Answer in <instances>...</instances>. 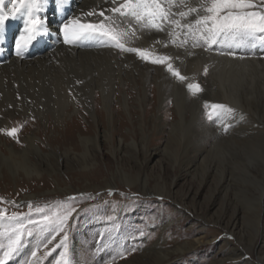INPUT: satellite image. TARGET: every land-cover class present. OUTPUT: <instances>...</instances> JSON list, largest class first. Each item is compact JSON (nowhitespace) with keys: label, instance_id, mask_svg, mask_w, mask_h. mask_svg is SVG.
Listing matches in <instances>:
<instances>
[{"label":"rangeland","instance_id":"rangeland-1","mask_svg":"<svg viewBox=\"0 0 264 264\" xmlns=\"http://www.w3.org/2000/svg\"><path fill=\"white\" fill-rule=\"evenodd\" d=\"M97 1L99 0H89L88 5L91 7L88 6L87 11H84V17H91L86 14L88 11V13L95 12L92 6ZM256 2L260 3V0ZM160 3L165 8L169 7L168 0H160ZM196 14L186 17V21L189 19L188 24H194L197 19ZM7 21L9 19L6 23ZM151 30L156 31L154 28ZM133 32L135 35L132 34ZM128 35L131 41L140 40L145 44L148 42V45L151 43L140 32L131 31ZM134 36L137 38L135 39ZM13 43V40L9 43L10 51L15 48ZM122 43L125 48H129L125 45V41ZM73 45L89 46L90 40L81 39ZM107 45H110L109 48L122 51L114 44ZM209 46L222 53L231 52L248 57L264 55V46L259 44L256 47H236L227 43ZM177 50L179 52L175 54L174 62H172L174 68L179 71L188 69L191 74L197 64H201L202 74L206 75L205 69L208 70L209 64L204 54H188L187 50ZM133 84V81L127 79L125 85L119 86L121 92L119 93L116 89L111 95L110 107L118 106L122 117L125 115L123 117L125 121L115 135L112 138L101 136L97 142L73 137L71 140L75 145L70 152L69 162L63 151L65 147H68L64 144L70 139H59L56 131L64 129L67 122L78 115L83 124L78 122L76 129L91 134L90 126L88 129L84 125H93V121L83 107H76L71 103L64 105L60 103V106H56L60 107L59 114L56 115L55 106L50 105L42 113L34 116L23 115L30 119L28 122L21 124L18 120H13L7 129H0V140L17 148L24 145L23 135L36 133L41 138L36 142L44 151L43 153L34 151L7 153L6 157L0 160V212H3V218H0V232L17 224L25 225L19 251L8 260L7 264H57L61 252L64 251H67L69 264H148L152 260L149 259L148 249L156 241L162 249L171 252L176 241L192 239L201 235L204 230L209 231L205 242L194 252L187 251L185 256L173 254L171 259L162 264H233L236 262L263 264L262 239L256 238L254 244L250 240L258 229V223H264V201L259 198V178L264 170V147L254 146L241 151L240 155H244V164L249 166L255 176L244 177L237 181L231 179L229 183L232 185L236 182L239 188L234 189L229 185L225 195H217L213 206L209 208V214L205 216L207 221L196 220L197 225L200 223V226H196L193 234L189 235L186 231L190 222L184 213L192 212L190 218L193 219L194 209L190 198L195 194L196 205L206 206L211 197L212 187L202 186L194 176L172 168L175 140L171 138L169 122L175 119V104L185 103L189 98L192 99V95L178 85L162 94L161 103L165 106H159L156 85L150 82L148 89L152 90V93L145 99L147 101L154 99L157 102L152 110L146 112L145 106H143L144 111L140 108L145 100L143 89L133 88ZM190 84L199 85L195 79H192ZM95 90L96 97L101 102L97 105L96 111L98 114L102 111L104 115L103 120L99 121L100 125L109 129L107 112L102 105L101 91L98 88ZM126 92L129 96L125 95ZM94 100L95 95L92 93L91 101ZM244 100L246 98L243 97ZM157 107L162 113L164 109L168 112L165 116L167 120V124L164 125L165 131L153 130L150 125V130L143 126L148 131V136H140L139 133L137 136L133 135L134 128L130 120H135L143 114L150 117ZM81 110L87 114L90 124L86 122ZM92 110V113L95 112L94 106ZM200 114L206 115V110H202ZM13 128L18 131L15 135H8V130ZM135 129L138 130L139 127L136 126ZM42 131L45 133L42 134ZM125 134H127L126 137H122ZM131 136L135 137L138 148L132 144ZM120 139L123 144L117 146ZM222 142L223 140L220 142L222 145L219 147L220 154L216 157L218 159H221L227 150L226 143ZM48 144L54 148V152H49ZM155 151L159 153L154 154V161L149 166L145 165L148 154ZM121 171L140 179L134 183L130 179L122 178L119 175ZM220 173L221 169L218 175ZM237 173H239L238 170ZM175 176L177 177L176 186L173 187ZM159 189L163 192L156 191ZM188 191L190 197H186ZM174 200L184 203L189 208V212L181 211ZM225 207L227 211L223 217L224 220L235 218V236L226 234L223 224L217 223L221 220L220 216ZM66 212H72V214L60 231L53 230L55 225L30 223V221L40 220L42 214L63 215ZM259 212L262 214L260 219ZM14 214L16 219L9 220L8 217ZM177 226L180 234L174 231ZM29 230L32 231V235H28ZM65 234L67 238L62 243ZM0 243L6 244L7 239L0 237ZM231 247L238 249L239 259L230 258L227 255ZM54 248L56 251L53 252ZM33 252L36 253L35 257L32 255ZM49 252H51L50 255L47 254Z\"/></svg>","mask_w":264,"mask_h":264},{"label":"bare ground","instance_id":"bare-ground-1","mask_svg":"<svg viewBox=\"0 0 264 264\" xmlns=\"http://www.w3.org/2000/svg\"><path fill=\"white\" fill-rule=\"evenodd\" d=\"M88 3L89 0H66L65 3L58 4V0H48L43 11L37 13L39 18L45 22L44 27L47 32L34 41L22 57L16 55L15 48L10 51L9 43L11 40L16 43V39L23 30V18L10 16L9 21L5 22L4 31L0 34L2 35L0 38V129H7L13 120H18L21 124L28 122L30 119L23 115L34 116L42 113L50 105L55 106L56 115L60 111V107L56 106H60V103L63 105L71 103L76 107H83L93 121V125H84L85 128L92 129L91 134L76 129V124L82 123L78 115L67 122L64 129L56 131L59 139H70L64 144L68 147H65L63 151L69 162L70 152L73 151L75 145L71 140L73 137L97 142L101 136L112 138L119 130L125 121L123 118L125 115L122 117L118 106L111 108L110 101L111 95L116 89L119 90V93L121 92L119 86L125 85L127 79L134 82L133 88L143 89L144 99L152 93V90L148 89V84L153 82L157 88L159 106H165L164 103H161L162 94L165 91L181 85L185 91L192 95V99L189 98L183 104H175V119L169 122L171 138L175 140L171 160L172 168L194 176L202 186L212 187L211 197H209L206 206L196 205L195 194L190 198L194 209L193 219L190 218L192 212L184 214L190 222L186 232L189 235L193 234L196 226H200V223L197 225L198 220L207 221L205 216L209 214V208L213 206L215 197L226 194L227 187L231 185L229 183L231 179L237 181L244 177L255 176L249 166L244 164V155L242 154V156L240 153L254 146L262 145L264 147V55L248 57L244 54L222 53L210 48L203 40L197 42L189 29L170 23H164L162 31L142 27L131 17L125 18L119 13H112L111 9L119 7L124 3V0H115V2L114 0H99L92 6L94 14L90 18H86L83 13L90 6ZM200 3L201 0H186V4H181L180 0H175V6L171 7V12L174 14L171 19L178 20L181 24H188L189 19L186 21V18H181L179 13L187 11L188 8H198ZM10 5L11 0H5L4 10L8 11ZM101 12L104 13V16L99 15ZM203 14L201 11L196 14V17ZM105 16L112 17L114 23L123 31L129 33L136 31L145 35V39L151 41L149 45L148 42L145 44L140 40L131 41L129 35L124 36L122 41H125L127 47L147 50L150 53L149 58L144 59L135 52L128 53L109 48L110 45L107 44L114 43L107 37L98 34L93 39H82L83 41L90 40L89 46L64 43L60 27L68 20L80 18L81 23L96 24L104 21ZM190 16L191 14L188 17ZM170 33L173 34L170 35ZM134 38L137 37L134 36ZM194 43H198V46L193 47ZM177 49L187 50L188 54H204V58L209 64L206 75L202 74L201 64H197L191 74L188 69L179 71L173 67L185 78L184 80L178 79L168 71L167 65L174 62L175 54L179 52ZM158 57H169L170 59L162 64L153 63L152 60ZM190 79H195L199 83V92L188 88ZM96 88L102 94V105L107 112L109 129L102 127L99 122L103 120L104 115L102 111L99 114L96 111L97 105L101 103L96 97ZM92 93L95 95L93 102L91 101ZM125 95L129 96V93L126 92ZM243 97L246 100L243 101ZM156 102L154 99L151 101L145 99L140 108L143 110V106H145L144 110L150 111ZM214 105L224 107L213 108ZM92 106L95 109L93 113ZM124 106H127L126 99ZM202 110H206V115L200 114ZM81 112L86 122L90 124L87 114L82 110ZM167 113L166 109L162 113L157 107L150 117L143 114L135 120H130L134 128L133 135L137 136L139 133L140 136H148L146 129L150 130V125L153 130L165 131ZM136 126L139 127L138 130L135 129ZM143 126L147 128L144 129ZM126 135H122V137H126ZM131 139L132 144L138 148L135 137L131 136ZM36 140H41L36 133L23 135L24 145L21 148L10 146L8 142L0 140V160L6 157L7 153L32 151L43 153L44 151ZM221 140H223V144L226 143L227 150L221 159H218L216 157L220 154ZM122 144L123 141L120 139L117 146ZM53 149L50 147L49 152H54ZM158 153L159 151L149 153L145 159V165L149 166L154 161V154ZM219 169H221L220 175H218ZM261 174L259 198L264 201V170ZM119 175L134 183L140 179L132 177L125 171H121ZM176 179L175 176L173 187L176 186ZM231 186L234 189L239 188L236 182H233ZM156 191L163 192L162 189ZM186 194H188L186 197H190L189 191ZM174 201L181 211L189 212V208L184 203L178 200ZM226 211L225 207L220 216L221 220L217 223L223 224L226 234L235 236V218L224 220ZM258 217L259 219L262 217L261 212L258 213ZM174 231L180 234L178 226ZM203 232L192 239L183 242L176 241L171 252L162 249L159 242L156 241L148 249L149 259L153 260L148 264H162L173 254L185 256L187 251L194 252L199 245L205 242L206 235L209 233L207 230ZM259 237L264 245V223L260 222L256 233L250 240L251 243L254 244L256 238ZM237 251L236 247H231L226 252L230 258L239 259L240 254ZM261 257L264 262V247ZM233 264H238V262Z\"/></svg>","mask_w":264,"mask_h":264},{"label":"snow or ice","instance_id":"snow-or-ice-1","mask_svg":"<svg viewBox=\"0 0 264 264\" xmlns=\"http://www.w3.org/2000/svg\"><path fill=\"white\" fill-rule=\"evenodd\" d=\"M65 2L66 0H58V4ZM180 2L181 4H186V0H180ZM47 3L48 0H11L10 9L5 11V0H0V34L3 33L5 22L10 16L12 18L17 16L23 18V30L15 43L17 56L22 57L34 41L46 34L45 22L39 18L37 13L43 11ZM168 3L169 7L165 8L160 3V0H124V3L120 4L119 7L112 8L111 11L124 17H131L142 27L154 28L157 31L163 30L164 23L187 28L197 42L202 39L208 45L227 43L236 47H256L257 44L264 46V0H260V3H257L256 0H201L198 8H188L187 11L179 13L181 18H186L192 13L202 11L204 14L198 15L194 24H181L178 20H172L171 16L174 14L170 9L175 6V0H168ZM93 14L90 12L86 15L90 16ZM99 15L104 16V13L101 12ZM60 31L63 33L65 44H73L81 39H93L98 34L99 36L107 37L114 43L115 47L123 51L135 52L144 59H148L150 56L147 50L125 48L122 39L128 35V32L119 30V26L114 23L112 17L105 16L104 21L96 24L81 23L80 18L70 19L60 27ZM132 34L135 35L134 32ZM172 34L170 33V35ZM0 38H2V35H0ZM196 46H198V43L193 44V47ZM169 59V57H158L153 59L152 62L162 64ZM167 67L168 71L172 72L178 79H185L178 71L173 69L171 63ZM205 72H207V69H205ZM188 88L194 92L200 91L199 85L189 84ZM216 107L223 108L224 106H213V108ZM17 131V129L13 128L7 134L15 135ZM29 207L31 208V204ZM37 211L42 210L37 209ZM71 214L72 212H66L63 215L56 213L51 215L42 214L40 220L30 221V223L34 225H55L53 230L60 231ZM0 218H3V212H0ZM8 219L15 220V214L12 217H8ZM24 232L25 225L23 224H17L15 227H9L0 232V237L7 239L6 244L0 243V251H2L0 264H7L8 260L19 251ZM28 235H32L31 230L28 231ZM66 238L65 234L62 243ZM52 251H56V248L52 249ZM47 254L50 255L51 252ZM32 255L35 257L36 253L33 252ZM57 264H69L67 251L61 252V257L57 260Z\"/></svg>","mask_w":264,"mask_h":264}]
</instances>
